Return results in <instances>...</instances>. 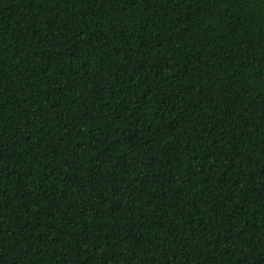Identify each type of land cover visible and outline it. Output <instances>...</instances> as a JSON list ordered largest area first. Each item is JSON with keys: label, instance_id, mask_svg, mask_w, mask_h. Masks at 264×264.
I'll list each match as a JSON object with an SVG mask.
<instances>
[{"label": "trees", "instance_id": "1", "mask_svg": "<svg viewBox=\"0 0 264 264\" xmlns=\"http://www.w3.org/2000/svg\"><path fill=\"white\" fill-rule=\"evenodd\" d=\"M0 264H264V0H0Z\"/></svg>", "mask_w": 264, "mask_h": 264}]
</instances>
